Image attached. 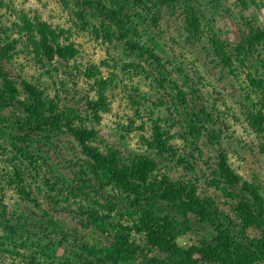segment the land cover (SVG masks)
I'll return each instance as SVG.
<instances>
[{
	"label": "rangeland",
	"instance_id": "374dc122",
	"mask_svg": "<svg viewBox=\"0 0 264 264\" xmlns=\"http://www.w3.org/2000/svg\"><path fill=\"white\" fill-rule=\"evenodd\" d=\"M260 33L264 0H0V74L11 82L0 119L21 118L36 99L43 125L52 126L48 140L37 133L30 159L1 137L0 264H90L74 252L76 242L113 241V233L89 228L91 214L131 224L116 215L118 188L91 175L92 151L114 154L129 174L139 159L151 160L148 184L164 182L177 204H197L185 212L189 229L176 246L215 239L216 220L264 264ZM71 127L86 136L75 138ZM153 139L162 150H146ZM241 199L255 220L244 231L230 205ZM39 227L48 234L41 244L33 238ZM129 243L164 258L144 233L132 230Z\"/></svg>",
	"mask_w": 264,
	"mask_h": 264
},
{
	"label": "trees",
	"instance_id": "16d2710c",
	"mask_svg": "<svg viewBox=\"0 0 264 264\" xmlns=\"http://www.w3.org/2000/svg\"><path fill=\"white\" fill-rule=\"evenodd\" d=\"M102 13L108 16V10L102 9ZM260 35L264 36V33H260ZM257 42L260 41L257 40ZM0 75H3V77H0L3 81L1 85L5 84L4 87H0V105H4L8 102L5 92L11 82H9L10 77L7 73ZM9 89L13 90L14 88ZM29 102L32 107H27V112L21 118L3 119V122L0 119V142H3L2 135H7L10 141L7 143L11 151H14L17 157H23V159H30L33 156L34 148L39 143L37 140L42 139L41 136H38L39 139L35 140L38 132L44 133L43 138L47 140L52 132V126H44L40 114L37 112V110L42 111V106L38 105L36 99H31ZM0 118H3L1 113ZM260 121L261 124H264V120ZM68 131L75 138L86 136L87 133L86 130H77L74 127L68 128ZM154 141L155 143L149 142L147 145L146 150L148 152L163 149V145L159 140L155 139ZM80 145L86 147L85 140H82ZM262 150H264V144H262ZM90 157L93 171L90 172L91 175L101 179L106 185L113 183L118 188L121 195L117 199L118 209L116 215L120 218L125 214L131 220V224H124L120 219L102 222L96 218L95 213L91 214L92 221L89 228L92 229L93 227L100 233H113V241L109 246L77 241L78 247L75 246L74 252L80 255L79 259L84 258L90 264H133L136 259L140 260L139 264H214L216 262L220 264H255V262H261L262 254L260 255L253 246L243 244L242 238L232 234L230 229H224L220 226V222L216 220L210 221L214 227L215 239L198 242L199 244L196 247L188 250L176 246L174 244L175 237L181 236L189 229L185 212L191 211L190 206L194 209L197 208V204H177L174 200V190L164 182L154 181L153 184H148L146 175L156 167L151 160L145 157L131 165L132 174H129L126 169L116 167L114 162L116 156L114 154L107 157L92 151ZM141 166H145L148 170L141 169ZM185 167L191 172L194 171V168L188 162H185ZM221 167L223 172L232 178L227 166L222 164ZM229 185L234 187L235 180L233 178ZM239 191L243 193V190L239 189ZM228 193L232 197L236 196L234 192ZM248 203L243 199L237 204L230 203L231 207L235 209L236 216L239 214L241 217V231H244L255 221L254 212L250 209ZM210 210L215 213L212 209ZM173 211L184 219L176 221L175 217L172 216ZM159 214L165 216L164 224L163 220L159 219ZM21 216L23 215L20 214ZM135 216L139 217L138 221H135ZM169 218L173 220L174 224L169 222ZM220 220L222 221V218ZM132 230L144 233L150 243V248L157 249L159 253L163 254L164 258L153 259L144 254L142 255L137 246L135 247L129 243ZM34 235L33 238L41 244L47 240L48 234L44 228L39 227L38 230L34 231ZM76 257L78 259V256Z\"/></svg>",
	"mask_w": 264,
	"mask_h": 264
}]
</instances>
